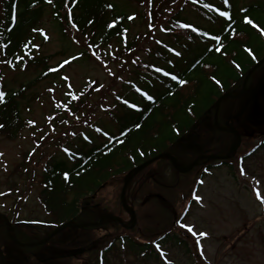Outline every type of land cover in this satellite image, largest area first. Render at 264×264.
I'll use <instances>...</instances> for the list:
<instances>
[{"label":"rangeland","instance_id":"rangeland-1","mask_svg":"<svg viewBox=\"0 0 264 264\" xmlns=\"http://www.w3.org/2000/svg\"><path fill=\"white\" fill-rule=\"evenodd\" d=\"M111 1L126 10L132 18L129 38L135 47L132 53L122 52L124 45L118 44L112 49H106V55L94 56L91 61L79 58L81 47L84 46L79 47L64 37L51 12H46L41 26L44 32L37 42L41 45L42 53L55 56L53 65L63 64L72 57L77 59L64 64L63 75L55 82L41 83L27 92V97L21 100V115L27 122V128L16 140H9L0 134V212L12 214L14 221L28 222L25 225L19 224V228L33 231L34 237L30 239L32 242L42 240L54 229L30 222L36 220L43 223L51 219L42 206L40 197L43 187L40 181L44 176L45 165L52 157L56 161L67 159L66 150L60 148V143L73 139L72 142L81 147L84 142L88 145L91 140H102L104 136L98 135L97 128L116 132L115 119H122L130 112L124 103H142L143 98L134 91L135 88L150 96L165 89L163 82L158 83L154 79H151L152 84L148 87V83L142 79V76L146 77L143 70L148 66H156L175 73V66L180 58L171 53L170 48L184 54L182 45L193 46L198 41L194 38V42H190L179 36V43H175L169 36L175 13L181 14L180 18L189 25L188 28L210 29L213 26V23L200 17L189 7L179 10L180 6L177 5L185 0H176V4L172 1L160 3L158 17L151 14L150 0H142L143 3L141 0ZM236 1L239 9L256 3L254 0ZM162 44L167 49L160 48ZM157 50H163L166 60L157 57ZM262 58L264 55L260 57ZM255 75L257 76L249 82L244 78L242 82L231 85L229 94L238 97L253 83L250 96L243 97L246 99L243 105L246 110L255 103L251 107L252 115H257L258 123L262 120L263 125L258 127L255 123L250 126L248 121L249 125L246 123L247 116L245 120L244 116L241 118L244 112H240L242 109L238 99L224 100L219 107V125L243 132L242 145L230 159L231 166L207 162L202 158L226 156L235 144L232 136L216 132L212 110L208 118L198 123L177 143L161 150V153H170L177 158L181 168L187 169L197 162L189 172L178 174L171 163L163 159L128 182L125 199L130 211L136 215V223L131 232L125 231L113 220H104V225L99 228L71 232V235L65 233L35 249V264H88L85 258L94 264L97 261L95 254L117 236L128 234L134 240L150 242L166 233L186 240L191 251L188 254L185 249L172 250L165 244V248H170L169 252L162 255L169 259L167 264H173L172 260L176 264H264V203L261 202L264 199V147L251 158L245 161L242 159L264 140V72L259 69ZM36 76L32 70H10L0 61V83L6 84L8 88L18 91ZM188 76L191 77L190 74ZM94 82L98 87L84 106L72 111L65 107L70 92L79 95L85 86ZM35 95L39 96L38 100ZM87 112L93 114L81 118ZM71 146L75 149L74 145ZM153 157L150 154L146 158ZM241 168L244 174H241ZM27 170L32 174H28ZM200 179L203 183H200ZM126 180L127 176L121 172L107 174L101 188L86 203L90 208L85 211L84 218L74 221L97 224L109 214L119 217L126 225H131L132 218L121 206ZM12 188L17 189L19 194L8 191ZM196 196L201 200L197 201ZM181 224L193 226V231L197 234L207 233V236L200 238L203 255L200 254V247L194 243L198 237L192 236L187 227L182 228ZM88 235L93 239L91 248L94 253L86 256L80 246L82 238ZM42 255L47 259L41 261ZM130 259L135 261L134 256ZM114 262L120 261L117 259Z\"/></svg>","mask_w":264,"mask_h":264},{"label":"trees","instance_id":"trees-1","mask_svg":"<svg viewBox=\"0 0 264 264\" xmlns=\"http://www.w3.org/2000/svg\"><path fill=\"white\" fill-rule=\"evenodd\" d=\"M150 1L151 14L156 17L159 15L160 3L172 1L176 4V0ZM255 1V4L241 9L236 0H185L177 5L180 6L179 10L184 7L193 9L213 26L210 29L196 28L197 31L193 32L192 28L181 27L185 25L184 20L180 18V13H175L169 36L175 43H179V36L190 42H194V38L198 41L193 46L182 45L184 54L178 55L180 60L175 66V73L167 68L157 72L156 66H148L143 70L146 77L142 76V79L148 83V87L152 84L151 79H154L158 83L163 82L165 89L148 100L144 92L135 88L134 91L143 98L142 103H124L130 112L122 119H115L116 132L97 128L98 135L104 136L102 140H91L88 145L84 142L81 147L73 143V139L60 143V148L66 150L67 159L56 161L52 157L46 163L40 181L43 187L41 198L51 217L49 223L62 225L71 219H83L85 211L90 208L86 203L101 188L107 174L121 172L126 176L135 166L150 159L146 158L150 154L156 156L164 148L168 149L177 143L208 117V111L214 109L216 100L228 93L231 85L243 81L248 70L255 65V60L264 55V36L256 31L257 27L264 30V0ZM48 11L64 37L79 47H85H81L79 58L91 61L94 56L106 55V49L118 44L124 45L122 52L127 54L135 49L133 41H129L132 18L111 0H52L51 3L47 0H0V61L10 70H32L37 74L31 83L22 85L18 91L0 83V91L5 93L0 100V124L4 125L0 128V134L9 140H16L27 128V122L21 115V100L27 97V92L41 83L55 82L63 75L64 64L63 67L62 63L53 65L55 56L44 55L41 45L37 44L41 40L40 34L44 32L41 26ZM221 11H228L231 21L221 17ZM245 18L251 19L253 24L245 23ZM216 34L221 36L220 41L211 39ZM164 47L162 45L160 48ZM217 47H220V51H216ZM162 51L157 50L155 53L164 61L166 58ZM170 51L177 55L173 48ZM167 71L172 73L165 76ZM171 75H177L178 79L183 78L187 83L180 85L178 80L171 79ZM250 85L252 88L253 84ZM96 87L98 84L94 82L85 86L79 95L70 92L65 107L72 111L84 106ZM34 97L36 100L39 98L38 95ZM130 104H135L140 110L129 107ZM87 113L81 118L93 114ZM251 119L254 116L248 115L247 121L255 125ZM137 124L139 127H136ZM259 125H263L262 120ZM26 172L32 174L29 170ZM90 236H84L81 240L80 249L86 256L94 253ZM111 242L101 254L99 251L95 254L96 264H167L169 259L162 257L161 253L169 252L170 248L176 251L185 249L186 253L191 254L189 243L170 233L145 243L125 236H117ZM157 244L160 245L159 249ZM165 244L170 248H165ZM133 256L134 262L130 259ZM117 259L120 262H114ZM172 263L176 264L173 260Z\"/></svg>","mask_w":264,"mask_h":264},{"label":"water","instance_id":"water-1","mask_svg":"<svg viewBox=\"0 0 264 264\" xmlns=\"http://www.w3.org/2000/svg\"><path fill=\"white\" fill-rule=\"evenodd\" d=\"M264 64V59L257 65L255 66L248 74L246 80H248L252 74L259 68L261 67L262 65ZM244 93V91L242 92V94ZM232 96L230 94L226 95V96H222L221 98H219V100L216 102V111H215V125L217 128H219V123H218V114H219V105L220 103L225 100V99H228V98H231ZM240 96L238 97H233V98H239ZM220 129V128H219ZM224 132H227V133H230L232 135H234L237 139H238V142H237V145L234 146L231 151L229 152V154L227 156H216V157H208L207 159L208 160H218V159H222V160H226V159H229L234 153H236V151L238 150V148L240 147L241 145V136L238 132H236L235 130H231V129H224L223 130ZM161 158H168L172 164L174 165V167L180 171L181 173H186L188 172L190 169H192L194 167L195 164H193L192 166H190L188 169H184V168H181L176 159L173 158L171 155L169 154H162V155H159L151 160H148L147 162H145L144 164L140 165L139 167L135 168L127 177V180H126V185H125V188H124V192L122 194V204L125 208V210L132 216V219H133V222L132 224L127 227L125 226L119 218L117 217H114V216H110V215H107L105 216L104 218H102L100 220V222L97 224V225H101L104 220H113V221H116L118 223H120L121 225H123L124 227L126 228H132L134 226V224L136 223V215L133 211H130L129 208L126 206V201H125V192H126V189H127V184L129 182V179L130 177H133L134 175H136L137 173L141 172L142 170H144L145 168H147L149 165H151L152 163H154L155 161L161 159ZM200 160V159H199ZM1 216V215H0ZM92 226H95V225H92V224H80V225H75V224H72V223H69V224H66L64 225L63 227H60L58 229H56L53 233H51L47 238H45L43 241L37 243V244H33V245H24V244H20L18 243L19 245L21 246H28V247H37V246H41L43 245L44 243H46L48 240H50L52 237H54L56 234L60 233L61 231L67 229V228H87V227H92ZM0 255H1V258L3 259V253L0 249ZM3 263H4V259H3Z\"/></svg>","mask_w":264,"mask_h":264},{"label":"flooded vegetation","instance_id":"flooded-vegetation-1","mask_svg":"<svg viewBox=\"0 0 264 264\" xmlns=\"http://www.w3.org/2000/svg\"><path fill=\"white\" fill-rule=\"evenodd\" d=\"M3 213V212H0ZM7 219L11 225V231L16 236L17 240L24 244H32L30 239H33V231L29 229L20 230L19 221L12 219V214H6ZM2 221V220H1ZM0 221V222H1ZM3 222L0 223V246L5 254V264H35V248H23L13 243L9 237V232L5 228ZM26 228H29L26 226ZM69 258L71 256H68ZM47 259L42 255L41 261ZM1 264V258H0Z\"/></svg>","mask_w":264,"mask_h":264},{"label":"snow or ice","instance_id":"snow-or-ice-1","mask_svg":"<svg viewBox=\"0 0 264 264\" xmlns=\"http://www.w3.org/2000/svg\"><path fill=\"white\" fill-rule=\"evenodd\" d=\"M47 2L51 3L52 0H47ZM225 2H227V0H225ZM205 6H206V7H209L208 5H205ZM210 10H211V9H210ZM219 15H220L221 17H225V18H227L228 21H231V17H230V15H229V12H228V11H221V12L219 13ZM69 19H71V9H69ZM244 22L247 23V24H250V25L253 24V21H252L251 19H247V18H245V21H244ZM90 23H91V21H90ZM254 26H255V25H254ZM181 27H182V28H188L189 25H186V24H185V25H181ZM33 31H36V30L33 29ZM192 31L195 32V31H197V29H196V28H192ZM261 34L264 35V30H262ZM204 35H207V33H204ZM211 39H212L213 41H220V40H221V36H220L219 34L212 35V36H211ZM220 47H222V45H221ZM220 47H217V48H216V51H220ZM209 51H210V49H209ZM177 55H179V53H177ZM253 58H254V57H253ZM75 59H77V57H72V58H71V60H75ZM71 60H65V61L63 62V64H69V63L71 62ZM63 64L61 65V67H63ZM56 70H57V69H49V71H56ZM156 71H157V72H160V71H162V69L157 68ZM45 74H47V73H45ZM164 75L167 76V75H169V73H168V72H165ZM64 79H67V77H65ZM171 79L174 80V81L178 80V83H179L180 85H184L185 83H187V81L184 80L183 78H179V79H178V76H177V75H171ZM213 79H215V78L213 77ZM217 83H219V81H217ZM4 95H5V93L2 92V91H0V100L3 99ZM143 95H144L148 100H152V99H153V97L150 96V95H148L147 93H144ZM126 103H127V102H126ZM129 107H131V108H136V110H138V111L140 110L135 104H130ZM29 123H31V122H29ZM3 127H4V125L0 124V128H3ZM136 127H139V124H137ZM120 143H123V141H120ZM0 155H2V153H0ZM205 171H207V170H205ZM241 174H244V173H243V168H241ZM200 183H203V181H200ZM257 183H258V182H257ZM257 195H259V193H257ZM195 199H196L197 201H200V200H201V198H200L199 196H196ZM261 202L264 203V199H262ZM181 227H182V228H183V227H187V231H188L189 233H191L192 236H194V237H198V238L194 241V243H195L197 246L200 247V249H201L200 254L203 255L202 245H200V238H201V237H205V236H207V233H205V232H200L199 234H197L196 232L193 231V226H186V225L181 224ZM156 247L159 249L160 245L157 244ZM161 255H164V253L162 252Z\"/></svg>","mask_w":264,"mask_h":264}]
</instances>
